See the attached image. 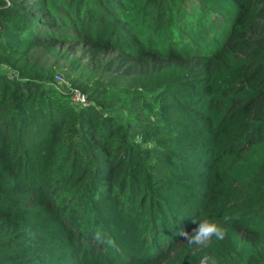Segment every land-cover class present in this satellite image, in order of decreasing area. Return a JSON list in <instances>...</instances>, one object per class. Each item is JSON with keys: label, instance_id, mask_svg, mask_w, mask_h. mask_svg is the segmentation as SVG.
<instances>
[{"label": "trees", "instance_id": "obj_1", "mask_svg": "<svg viewBox=\"0 0 264 264\" xmlns=\"http://www.w3.org/2000/svg\"><path fill=\"white\" fill-rule=\"evenodd\" d=\"M193 219L226 238L175 264H264V0H0V264H145Z\"/></svg>", "mask_w": 264, "mask_h": 264}, {"label": "rangeland", "instance_id": "obj_2", "mask_svg": "<svg viewBox=\"0 0 264 264\" xmlns=\"http://www.w3.org/2000/svg\"><path fill=\"white\" fill-rule=\"evenodd\" d=\"M60 77H55L54 85L57 87V90H59V91H62V92H65L66 90L68 91V89L65 87L64 82L58 80V78H60ZM66 185H68V182L66 183ZM57 186H60V185L59 184L54 185V187H56L54 189L55 190L54 199L58 200L59 202H61L63 204L64 212H66L68 209H69V211H71L70 205L72 203L75 204L74 205L75 207L78 206V205H76L78 203V198H75V196L70 191L71 187H69L68 189H65V190H61L60 187H57ZM80 225H82V224H80ZM73 226L75 228L74 224H73ZM6 229H7L6 225L0 224V232L5 231ZM95 234H96V232H95ZM95 234H93L92 238L88 239L90 242V247L93 248L97 253L102 254L104 252V244L100 243L99 241H97L95 239ZM27 242H29V244L31 243V241H27ZM189 246H191V245H189L187 243V241L181 235H178L177 238H172V240L168 243L167 247L165 246V247L159 248L158 252H162L161 253L162 256L160 258H158V256H159L158 255L155 260L147 262L145 264H175V258L176 257L174 256V253L179 252L184 248H189ZM114 258L117 261L115 264H118L120 262L123 264H138V263H140V262L135 261L134 257H133V259L131 257H129L127 260H123L118 255H116V256H114Z\"/></svg>", "mask_w": 264, "mask_h": 264}, {"label": "clouds", "instance_id": "obj_3", "mask_svg": "<svg viewBox=\"0 0 264 264\" xmlns=\"http://www.w3.org/2000/svg\"><path fill=\"white\" fill-rule=\"evenodd\" d=\"M192 222H198V226L192 229L191 233L184 230H180L179 232V235H181L189 245L205 248L213 238L218 241H223L226 238V229L216 222L207 219H193ZM95 239L106 246L112 248L117 247L115 241L111 237L105 238L101 234H97ZM197 264H218V262L215 256H211L205 252L199 257Z\"/></svg>", "mask_w": 264, "mask_h": 264}, {"label": "built area", "instance_id": "obj_4", "mask_svg": "<svg viewBox=\"0 0 264 264\" xmlns=\"http://www.w3.org/2000/svg\"><path fill=\"white\" fill-rule=\"evenodd\" d=\"M59 81H62L58 78ZM70 95V102L75 106H83L86 105L85 97L80 94L77 90H69Z\"/></svg>", "mask_w": 264, "mask_h": 264}]
</instances>
